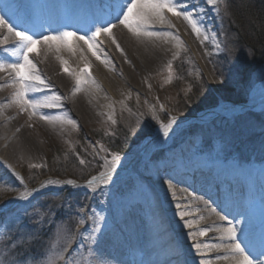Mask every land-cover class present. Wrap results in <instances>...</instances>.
I'll return each instance as SVG.
<instances>
[{
    "label": "rangeland",
    "instance_id": "1",
    "mask_svg": "<svg viewBox=\"0 0 264 264\" xmlns=\"http://www.w3.org/2000/svg\"><path fill=\"white\" fill-rule=\"evenodd\" d=\"M222 5L223 0L219 5L221 11L212 23L211 34L215 33V36L201 42L202 38L193 33V44H181L178 57L170 62L171 73L167 68L169 63L165 61L160 73L154 75L149 72L146 73L147 77L142 75L139 80L136 79V83L141 84L142 81V87L136 86L135 89L123 84L125 89L121 88L120 92L126 99L112 104L107 114L99 111L106 107V103L82 89L84 100L98 112L91 117L81 118L80 122L77 121L78 127L63 118L52 119L57 129L49 132L45 120L41 117L39 121L31 120L12 101L14 110L19 114L17 120L26 129L24 135L27 140L20 137H13L12 140L10 157L14 158L17 171L0 159V209L13 197L20 199V194L25 191L31 195L28 200L20 199L0 212V264H47L35 259L45 253L54 264H65L66 259H70L71 264H99L102 234L108 229L106 214L102 211L108 208L106 202L113 203L111 209L118 214L138 205L145 214L156 210L162 212L160 203L154 202L158 194L154 193L150 184L156 183V180L158 183L160 176L156 178L155 173L170 163H199L204 168L233 165L264 174V154L261 151L264 147V104H261L242 116H211L183 124L174 135L164 139L142 165L141 176L137 173L116 176L104 189L97 186L95 192L86 184L67 187L62 183H47L57 177L66 181H80L95 170L103 171L104 157L111 159L113 152L119 153V163L123 162L130 156L126 155L128 151L137 150L144 143L148 132H155L161 124L168 123L170 117H188L187 111L194 108L193 102L198 95L200 103L197 105L215 103L200 114L221 105L239 104L244 98H252L256 87L264 82V65L249 73V76H241V66L229 53L234 34L229 32ZM111 47L116 50L114 44ZM3 52L7 53L5 50ZM41 53L39 51L38 55ZM126 88L130 89L128 93H125ZM100 94H104L101 89ZM110 113L115 123L108 119ZM8 130L7 125L6 133L12 138L13 133ZM246 139H249L248 144H245ZM7 140L4 136L0 138L2 150L7 149ZM30 140L40 148L39 151ZM100 145L106 151L101 150ZM257 145L260 151L255 147ZM81 160L84 163H80ZM183 183L182 190L192 193L190 187ZM29 185L36 187L32 190ZM70 190L79 193H70ZM174 196V199L180 198L178 194ZM144 203L146 207L142 206ZM179 203L185 207V202ZM186 204L190 203L186 201ZM93 212L104 217L99 222L101 231L95 234L92 232ZM80 220H84V223H79ZM190 221L192 226L202 223L197 222L196 218ZM93 235L96 243L89 239ZM190 241L195 247L196 239L190 237ZM201 245V251L195 253L199 264H203L201 255L202 252L206 253L204 248L207 247L203 243ZM69 252L71 255H68ZM61 255L64 259H60ZM209 264L215 263L210 259Z\"/></svg>",
    "mask_w": 264,
    "mask_h": 264
},
{
    "label": "bare ground",
    "instance_id": "2",
    "mask_svg": "<svg viewBox=\"0 0 264 264\" xmlns=\"http://www.w3.org/2000/svg\"><path fill=\"white\" fill-rule=\"evenodd\" d=\"M87 1L89 0H0V6L11 3L13 6L12 11H17L20 18L21 15L23 16L20 23L30 22L27 31L36 36L65 31L88 35L84 29L88 24L94 23L91 22L96 14L92 15L95 8L92 4L89 5V9L85 8ZM108 1H105L109 4L107 6L105 4L106 12L110 11L109 6L113 3V0ZM25 4L26 9L30 10L28 14L30 20L28 19V22L22 21L25 18V11H23V5ZM196 4L205 10L201 15V19L204 21L206 34L211 38L212 23L216 19L217 12L211 5H207L205 0H196ZM189 8H192L191 4ZM2 11L0 9V12ZM67 11L73 14V18L75 16L81 17L86 12L87 18L85 17L86 19L83 21L81 18H77L78 29L69 30L65 20L61 19ZM61 20L65 26L55 30L53 24L59 23ZM33 24H36V30H34ZM172 25H175V27L173 28ZM14 26L16 25L14 24ZM19 30H21V27ZM150 30L159 31L163 35L159 37H138L125 27L114 28L112 36L102 33L98 37L99 46L97 48L101 56L100 60L92 55L87 45L76 41L75 36L69 38L73 43L74 50H70L67 46H61L57 50L55 43L51 49L47 46L37 45V49L42 53L40 55L34 53L32 57L38 63L42 75L47 77L54 87L44 89L43 92L33 95L42 97L43 95L58 94L62 97L60 101L62 107L42 109L36 114H32V109L29 107L27 112H22L35 121L41 120V115L46 114L66 120L74 118V120L80 122L81 118L91 117L95 112H98L94 109L95 107L84 100L81 93L84 89L88 94H93V97L96 96L106 103V107L99 111L107 114L110 104L126 99L122 91L120 92L121 88L122 90L125 89L123 84L135 89L136 86L142 87V81L139 84L136 83V79L139 80L142 75L145 76L149 72L154 75L156 72L160 73L163 62L170 63L175 54L181 51V44L184 42L189 45L193 44L192 34L196 35L186 20L169 12H165V22L163 24L157 23ZM168 33H171V35H168ZM4 35H6L5 30L0 28V38ZM177 36L179 40L176 39ZM113 37H115V41ZM199 38L203 39L202 36ZM116 43H119L123 52L116 47ZM113 44L116 48L115 51L111 47ZM9 46L16 47L11 37H9ZM3 50L6 51V48L0 46V60H4L10 55V52L4 53ZM62 61L68 62L70 72L63 71ZM104 61H107V63ZM86 64L90 66L91 76L81 72ZM142 66L145 67L142 68ZM150 69L151 71H148ZM78 76L84 82H78ZM0 85H3V87H0V138L4 136L6 140L8 139L5 144L7 149L2 150L3 143L0 144V159L10 165L14 171H17L14 158L10 157L12 140L13 137L27 140L24 135L26 129L17 120L19 114L12 106V101L15 102L13 94L16 89L11 85L5 72H0ZM77 88H79V91H76ZM100 89L104 94H100ZM126 89L125 93H128L130 89ZM127 97L129 98L130 95L128 94ZM261 104H264V82L256 87L247 105H221L206 112L198 120L211 116L233 115L237 110L245 107L253 110ZM18 108H20L19 104ZM113 111L115 112L116 109ZM190 121L186 118H176V123L167 136L163 135L162 129L159 134L155 132L151 140L147 139L135 153L116 165L110 181L115 180L116 176L122 177L130 173L132 175L141 173L142 165L150 159L161 142L174 135L178 127ZM53 122L45 121L46 130L49 132L57 129ZM6 124L9 126L8 131L13 133L12 138L6 133ZM30 141L32 146L39 151L40 148L36 147L32 140ZM237 167L226 165L204 168L199 163L188 165L185 161L162 166L158 170L159 172L155 173L156 178L160 176V182L157 183L156 180V183L150 184L154 188V193L158 194V198L156 197L154 202L160 203L162 212L156 210L145 214L142 212L141 205H138L133 207L130 212L126 211L118 214L111 209L113 203L106 202L108 208H103L102 211L106 214L105 219L108 223L106 234L109 236L104 237L100 243L101 257L99 264H137L135 255H138L141 264H199L195 259L197 249L193 246L194 243L190 241L193 234H195L196 243H203L207 246L205 247L206 253L202 252L201 255L203 264L205 261L209 264L210 259L215 264H239L241 257L217 247V245L228 242L218 229L228 227L229 223L235 225L242 246L246 243L243 239L245 231L259 235L264 230V174L255 170L248 171V169L243 170ZM105 171L106 167L104 166L101 173ZM184 176L186 178H183ZM185 179L188 180L187 182L192 189L191 194H188L184 189L182 190L181 186ZM243 180H246L248 184L246 185ZM169 182L172 185L171 187H169ZM62 184L64 183L62 182ZM105 186L107 185L103 183L98 184V187L102 189ZM175 194H178L180 198L174 199ZM244 195L248 200L253 201L252 206L247 211V207H242L239 202ZM186 201L190 204L187 205ZM179 202H185V207L180 206L178 208ZM191 202L195 204L193 205ZM142 206L146 207V204L144 203ZM181 211H187L189 215L182 218L180 216ZM241 212H243L242 215ZM220 215L227 216L230 221H221L219 219ZM130 216H133V218ZM201 216L204 219L201 220ZM193 218L202 223L199 226L187 228L185 221H190ZM240 226L241 230H239ZM206 227L210 228L211 231L206 236H200L199 232ZM78 237L79 235L77 240ZM103 250L108 251L107 255ZM248 251L254 260L261 259L251 250L248 249ZM110 254L115 257L114 262L109 259ZM225 255L229 256L228 260L217 259L218 256Z\"/></svg>",
    "mask_w": 264,
    "mask_h": 264
},
{
    "label": "snow or ice",
    "instance_id": "3",
    "mask_svg": "<svg viewBox=\"0 0 264 264\" xmlns=\"http://www.w3.org/2000/svg\"><path fill=\"white\" fill-rule=\"evenodd\" d=\"M207 5H211L213 9L220 13L221 9L219 7L221 0H205ZM192 5V8H189V5ZM12 4L6 3L0 6V9H3L0 12V28L4 29L6 35L0 38V46L5 47L6 51L10 52L4 60H0V72L7 73L11 85L16 89L13 96L16 103L20 105L22 111L27 112L29 107L32 109V114L40 112L42 109L49 108H59L62 107L60 101L62 97L58 94L52 95H43L42 97H37L33 94L43 92L44 89H49L54 87L50 83L47 77L43 76L38 63L34 61L32 54L37 53V45L47 46L51 49L52 45L55 43L57 50L61 46H67L70 50L73 49V43L69 40L70 37L75 36L76 41L82 42L87 45L88 49L91 51L92 55L96 59L100 60L101 56L97 51L99 46L98 37L102 33H106L109 36H112V30L117 27H125L134 35L146 36V37H159L163 33L159 31L150 30L154 28L155 24H163L165 22V12H169L174 16L182 17L190 25L192 30L196 33L198 37H203L201 42L206 41L209 36L206 34V28L204 27V21L201 19V15L204 13V9L200 8L196 4V0H113V3L109 6L110 11L108 12L107 18L99 19L89 31L88 35H79L77 33L65 31L57 34H48V35H39L30 34L27 30H19L21 25L18 21L14 20L12 15ZM7 17V18H6ZM12 20L13 22H10ZM14 23L16 26H14ZM174 28L175 25H172ZM171 35V33H168ZM215 36V33L212 34ZM9 37L12 38L13 43L16 47L9 46ZM179 40V37H176ZM115 41V37H113ZM116 47L123 52V49L120 48L119 43H116ZM219 48V43L217 44ZM179 53H176L174 59L178 57ZM12 58H15L14 60ZM107 63V61H104ZM63 71L70 72L67 61H62ZM168 71L171 73L172 64L169 63ZM81 72L87 73L88 76H91V70L89 65H85ZM78 82H84L81 77H77ZM171 77H169V80ZM3 87V85H0ZM79 91V88L76 89ZM31 96V98H29ZM113 106L110 104L109 108ZM163 108V105L160 106ZM155 112V107H153V113ZM41 118L45 121H51L52 119H60V117H51L46 114H42ZM108 119L113 120L112 114L108 115ZM67 123L76 125L78 127L77 121L73 119H68ZM176 123V118L170 117L168 123L161 124L159 128L156 129V133L159 134L162 129L163 135L167 136L172 130V126ZM148 139H152V132H148ZM96 145H93L95 147ZM101 150H105L103 145L99 146ZM106 151V150H105ZM78 155V154H77ZM120 161L119 153H111V159L109 160L107 156L104 157L106 171L101 173L99 176H92L91 179L86 181V186L95 192L99 183L107 184L110 181L111 176L115 172V167ZM80 163H84L83 160ZM10 168L11 166L8 165ZM14 171V170H13ZM22 179V178H21ZM48 185L61 184L59 180H49ZM68 185L75 184L74 180H67ZM47 186L43 185L42 187ZM169 182V187H171ZM30 192L25 191L20 194L19 198L22 200H28ZM179 208L180 205L178 204ZM83 211V209H81ZM189 215L187 211H181L180 216L183 218ZM93 228L92 232L99 233L100 221L104 220L103 216H98L93 212ZM200 219H204L203 216ZM219 219L221 221H227L228 217L225 215H220ZM79 223L83 224L84 220H80ZM186 225L191 228L192 221H185ZM211 231L210 228H204L199 232L200 236H206L208 232ZM223 233V238H226L227 243L217 245L219 248L225 249V251L235 253L241 257L239 264H264V259L254 260L249 252L246 249L251 250L256 253L259 257H264V230H262L259 235L250 234L248 231L243 233V239L247 242L242 246L241 239L238 237V229L235 225H231L223 229H218ZM96 243L95 236L89 237ZM193 239L195 240V234H193ZM84 245H79L78 247H83ZM195 247L197 251H200L202 245L196 243ZM65 252H68V249H65ZM68 255H71L69 252ZM37 262L46 261L47 264H54L52 260L47 257V253L43 256L35 258ZM60 259H64V256L61 255ZM217 259L228 260L229 256H218ZM65 264H71L70 259L65 260ZM204 264H208L207 261Z\"/></svg>",
    "mask_w": 264,
    "mask_h": 264
},
{
    "label": "trees",
    "instance_id": "4",
    "mask_svg": "<svg viewBox=\"0 0 264 264\" xmlns=\"http://www.w3.org/2000/svg\"><path fill=\"white\" fill-rule=\"evenodd\" d=\"M223 3V10L226 14L225 21L229 32L234 34L233 42L229 46V53L233 60L241 68H244L242 70L245 72L240 70L241 68L239 69L241 76H249V73L264 65V0H223ZM232 46L233 49L230 50ZM199 99L198 95V99L194 101L195 103L193 102L194 108L187 111L188 115L196 114L215 105L214 102L208 104L203 102L197 105L200 103ZM244 100L246 99H242V101ZM248 142L249 139H246L245 143ZM255 147L260 151L258 145ZM263 148L261 151L264 154ZM88 177L89 174L82 179Z\"/></svg>",
    "mask_w": 264,
    "mask_h": 264
}]
</instances>
